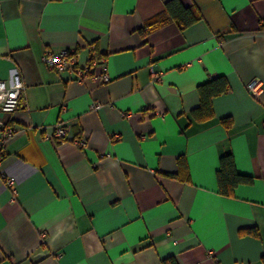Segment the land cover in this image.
<instances>
[{
  "label": "crops",
  "instance_id": "obj_1",
  "mask_svg": "<svg viewBox=\"0 0 264 264\" xmlns=\"http://www.w3.org/2000/svg\"><path fill=\"white\" fill-rule=\"evenodd\" d=\"M166 1L0 0V78L24 86L0 110L18 129L0 162L15 178H0V264H264V0H180L202 18L143 36ZM62 48L92 74L49 69L43 53ZM219 75L228 91L194 120ZM60 120L64 143L46 136ZM228 152L254 178L232 196L216 175Z\"/></svg>",
  "mask_w": 264,
  "mask_h": 264
},
{
  "label": "trees",
  "instance_id": "obj_2",
  "mask_svg": "<svg viewBox=\"0 0 264 264\" xmlns=\"http://www.w3.org/2000/svg\"><path fill=\"white\" fill-rule=\"evenodd\" d=\"M202 18V13L198 7L185 6L180 0H167L164 8L151 18L145 20L139 32L145 36L150 32L164 26L168 22H175L180 30L186 29L191 24ZM229 89V84L225 76H215L198 86L200 97L199 105L191 111V116L196 121H204L214 116L212 99L222 95ZM225 128H230L232 119L224 117L220 119ZM220 166L216 172L217 183L220 194L232 196L234 189L240 184H252L254 178L250 175L239 173L236 170L234 156L231 152L220 156ZM178 164L183 166V158L180 157ZM173 176V175H171ZM254 235H258L257 229H253ZM162 264H178L175 257L170 256L162 260Z\"/></svg>",
  "mask_w": 264,
  "mask_h": 264
},
{
  "label": "built area",
  "instance_id": "obj_3",
  "mask_svg": "<svg viewBox=\"0 0 264 264\" xmlns=\"http://www.w3.org/2000/svg\"><path fill=\"white\" fill-rule=\"evenodd\" d=\"M42 61L46 66L54 71H72L74 72L77 64V55L75 51H71L68 48H62L57 52L46 50L42 55ZM95 62L92 60L91 64L86 65L80 70H76L78 73V79H83L84 77L92 74L93 65ZM95 75V74H94ZM94 77L100 78L102 81L107 82L110 77L106 71L95 75ZM152 80H159L157 74L152 75ZM257 80H253L248 83V88L252 92L257 91ZM24 89L22 78L19 72L11 73L8 79L0 78V110L3 112H11L15 110L21 102L22 91ZM100 103L94 102L90 105L93 110L99 109ZM66 107H63L65 109ZM71 130V126L63 121H58L52 128L50 132H47L46 136L54 139L56 143H64L68 141V133ZM18 133V129L12 126H6L3 122L0 123V162L3 158V153L5 146L14 135ZM74 143L78 144L80 147H85L87 143L86 137H80L74 140ZM0 178L8 186H13L15 183V178L13 176L7 175L2 169H0Z\"/></svg>",
  "mask_w": 264,
  "mask_h": 264
}]
</instances>
